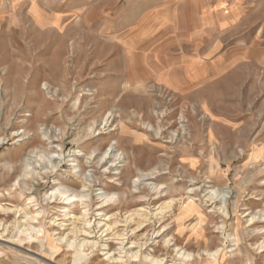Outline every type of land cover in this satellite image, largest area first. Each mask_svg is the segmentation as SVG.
I'll use <instances>...</instances> for the list:
<instances>
[{"label": "rangeland", "instance_id": "374dc122", "mask_svg": "<svg viewBox=\"0 0 264 264\" xmlns=\"http://www.w3.org/2000/svg\"><path fill=\"white\" fill-rule=\"evenodd\" d=\"M143 1L0 28V264H264V0L195 85Z\"/></svg>", "mask_w": 264, "mask_h": 264}, {"label": "crops", "instance_id": "0c3cea01", "mask_svg": "<svg viewBox=\"0 0 264 264\" xmlns=\"http://www.w3.org/2000/svg\"><path fill=\"white\" fill-rule=\"evenodd\" d=\"M119 1L121 2L120 8L123 10L135 2V0ZM71 3L74 5H70ZM79 3L80 0H0V28H13L17 20H24L25 23L27 22L25 25L29 28L47 27L55 19L63 21L70 18L73 19L72 23L76 25L80 18ZM86 3L93 4L95 7L102 5L104 17L111 18L113 0H84L82 5ZM136 6L138 9L141 6L139 21L143 25L158 24L160 27L157 34L163 37L172 35L179 39L184 37L185 43L191 47V52L186 55L189 60L186 68H184V75L188 83L186 85L208 84L209 76H214L213 79L217 81L221 74L217 66L213 67L210 61L218 59L217 54L225 38H233L243 32V41L249 42L250 36L254 34L252 26L254 17L251 15L254 7H252L250 0H145ZM178 6L187 7V16L184 24L182 23L184 29L178 25L180 16L170 13V10L173 9L175 12H179ZM241 9L246 10V12L241 13ZM57 12L58 15L55 18L52 16L48 18V14ZM170 25L171 28H169ZM209 45H212L210 50ZM198 65L201 67L199 70L196 69ZM208 65L210 66L208 67ZM157 76L163 80L166 78L164 73L157 74ZM170 88L175 91L179 90V87ZM201 88L203 89L201 91H207L206 95L210 92L217 98L224 91H238V87Z\"/></svg>", "mask_w": 264, "mask_h": 264}, {"label": "bare ground", "instance_id": "6f19581e", "mask_svg": "<svg viewBox=\"0 0 264 264\" xmlns=\"http://www.w3.org/2000/svg\"><path fill=\"white\" fill-rule=\"evenodd\" d=\"M182 116H183V115H182ZM184 118H185V117H184ZM111 146H112V145H111ZM114 147H115V146H114ZM111 148H112V147H111ZM112 151H113V150H112ZM120 157H121V156H120ZM66 199H67L68 201H70V199H72V197L67 196ZM70 244H71V245H74V242H70ZM212 256L215 257V256H216V253H213ZM156 262H157V261H156Z\"/></svg>", "mask_w": 264, "mask_h": 264}]
</instances>
